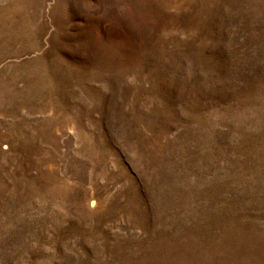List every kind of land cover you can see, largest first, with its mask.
Wrapping results in <instances>:
<instances>
[{"label": "rangeland", "instance_id": "obj_1", "mask_svg": "<svg viewBox=\"0 0 264 264\" xmlns=\"http://www.w3.org/2000/svg\"><path fill=\"white\" fill-rule=\"evenodd\" d=\"M0 264H264V0H0Z\"/></svg>", "mask_w": 264, "mask_h": 264}, {"label": "bare ground", "instance_id": "obj_2", "mask_svg": "<svg viewBox=\"0 0 264 264\" xmlns=\"http://www.w3.org/2000/svg\"><path fill=\"white\" fill-rule=\"evenodd\" d=\"M8 20V19H7ZM16 21V20H15ZM8 25H10V23L8 24ZM6 26V25H5ZM10 28V27H9ZM17 28V27H16ZM20 28V27H19ZM14 31V30H13ZM5 32V31H4ZM24 32V31H23ZM18 35V34H17Z\"/></svg>", "mask_w": 264, "mask_h": 264}]
</instances>
